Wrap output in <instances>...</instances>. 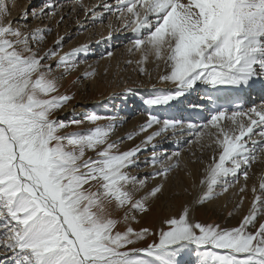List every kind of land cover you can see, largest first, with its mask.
<instances>
[{
    "label": "snow or ice",
    "instance_id": "obj_1",
    "mask_svg": "<svg viewBox=\"0 0 264 264\" xmlns=\"http://www.w3.org/2000/svg\"><path fill=\"white\" fill-rule=\"evenodd\" d=\"M96 7L115 15L134 34L129 52H142L145 61L153 55L157 66L164 64L159 80L172 87L155 89L143 100L149 107H172L199 85L220 92L223 86L241 88L264 79V0H116L115 6L105 0ZM88 12L101 18L94 9L86 8ZM8 14V5L0 0V249L13 254L8 264H179L180 255L190 249L198 264H264V222L256 226L264 216V179L259 189L252 187L251 208L237 227L193 222L185 206L178 217L164 221L158 242L138 248V242L156 233L137 231L129 223L138 222L131 213L147 212L148 201L162 193L161 183L137 198L148 181L167 179L179 166L178 159L169 163L179 151L158 155L152 144L169 130L173 137L186 130L195 137L189 143L207 135L218 150L200 181L206 190L196 203L227 192L240 176L247 181L248 169L264 152V103L247 109L218 105L203 124L149 114L139 132L153 125H161L159 130L121 152L122 140L110 142L115 116L85 112L83 119L75 114L69 120L53 119L74 98L59 94L60 81L77 68V54L87 46L59 56L55 69L62 72L57 76L46 61L58 56L63 38L41 55L33 45L43 43L51 29L25 31L28 12L21 26L6 21ZM44 14L43 8L32 12L34 19ZM48 15L55 16V10ZM100 120L109 123L98 124ZM84 123L93 127L61 134ZM149 144L152 156L144 164L158 170L133 175L138 153ZM246 190L245 183L239 191ZM121 210L118 219L113 213ZM121 223L124 231L118 230Z\"/></svg>",
    "mask_w": 264,
    "mask_h": 264
},
{
    "label": "rangeland",
    "instance_id": "obj_2",
    "mask_svg": "<svg viewBox=\"0 0 264 264\" xmlns=\"http://www.w3.org/2000/svg\"><path fill=\"white\" fill-rule=\"evenodd\" d=\"M95 1L96 0H36L35 3L27 7V4L30 3L31 0H15L13 8H8L9 14L5 19L6 21H13L14 26L24 25L25 20L22 17L23 13L27 11L28 16L25 31H32L37 27L51 29L50 32L45 33V40L43 43L33 45L34 49L38 50L41 55L49 48H53L57 39L63 38L62 47L60 48L58 56L46 61V63L53 65L54 74L57 76L62 72V68L55 69L59 56H62L66 52H70L74 48L87 46L86 52L77 54V68L60 81L61 86L59 94L72 95L74 98L62 110L54 113L53 119L58 117L57 119L60 120H69L73 117V114H75L76 118L83 119V114L85 112L96 113L104 117L115 116L117 117V127L110 137V142L122 140V142L119 143V151L122 152L141 144L143 141L142 136L144 137L148 132H139L142 126L139 124V119H144L145 114H128L131 113L130 111L135 110L130 103V99H133L132 97L134 96L129 93L133 92L137 94L138 90L145 87H147L146 89H150L149 87L157 88L160 85L158 84L160 83L159 77L163 75L162 71H164L165 67L162 62H159V66H157L158 62L153 55H149L148 59L145 61L143 60L142 52L135 50L132 52H129V50L126 51L125 47L128 42L124 44L118 43V36L122 35L121 31L123 32L125 30H121L120 25L122 23L115 18V15H112L110 20L109 16L108 18L106 17L101 23L102 28L99 27V24L87 22L86 19L90 16L88 14L91 13H85L86 8L83 7L84 2L92 6ZM102 2L103 1H100L99 3ZM46 4L52 5L53 8H45ZM42 8L45 14L39 19H34L32 12H39ZM93 9L95 10L96 8L93 7ZM52 10H55V16L48 15ZM61 17H63L62 21ZM16 22L19 23L17 24ZM109 25H111V28ZM106 37L109 38H107L108 44L106 42ZM105 46H110V52L113 57H108L107 54L109 52L100 55L99 50H104ZM128 61H132V63H128ZM141 68L144 69L143 73L140 70ZM91 72H94L95 75L86 76V73ZM126 89H132L134 91L127 92ZM121 98H129V100H121ZM123 101L127 102L123 103ZM98 103H103L105 106L104 110H98L100 106ZM84 107H89L90 109L84 112L81 110V108ZM64 110L69 114L65 117H60ZM97 123L104 125L109 123V121L100 120L97 121ZM90 127H93V125L88 123H84L80 126L73 125L64 129L61 134H64V132L82 131ZM129 134H133L134 138L131 140L122 139ZM182 137L183 136H178L176 139H178L179 142H185L182 140ZM173 140L175 139H167L164 141L165 150H168V146L172 147ZM209 144H211V147L208 146ZM174 150L180 153H186L185 155H188V158L192 150L193 153L196 151L198 154H193L194 157L192 156L189 162L187 161L188 166L181 164L179 160L180 157H178L179 166L168 173L162 193L148 201L149 210L143 213H131V215L136 217V221H138H129L134 229L139 231L140 229L147 228L152 233H156V235L147 236L145 240L138 242L135 247L144 248L154 241L158 242L159 231L161 229H166L164 221L172 217H178L185 206L191 208L196 198L202 194L200 181L205 175L204 173L201 174L202 170L200 168L204 163L207 162L209 164L211 162L208 157L211 150L215 152L218 151L215 144L212 143L207 135H205L199 143L192 142V144H189V142H185L183 147L177 149L175 146ZM142 154V152L138 153V159L140 161L139 167L131 169L133 175H138L140 177L152 173H146L147 165L143 163ZM87 155L94 156V153L89 152ZM259 158L264 162V154H262V152L258 153L256 160ZM195 169V178L194 175H188V173L195 172ZM260 171V165H251L248 169L249 179L246 183L252 187H257ZM242 177L243 176H240L239 181ZM151 182L152 179H150L146 187L137 194V198L152 189L153 183ZM236 185L237 183L227 191V202H223L220 199V195H217L212 200L197 204L196 219L199 223L205 225L215 224L219 225L221 228L239 226L240 221L248 214L254 197L249 201L248 206L243 205L242 207L240 200L234 199L236 196L235 193L238 192L235 187ZM251 189L249 190L250 192H252ZM221 191L222 189L220 187L216 189L217 193ZM156 203L159 204L158 207H156ZM229 213H232V215L230 216ZM113 215L119 219L123 216V210L114 212ZM191 219L194 221L192 214ZM262 222H264V216L258 217L256 226L258 227ZM125 228L126 225L124 223L118 225V230L120 231H124ZM183 254L185 260L182 259ZM187 254H190V256L188 257ZM12 255L11 252H4L0 249V261H4L5 264H8ZM197 258L195 251L190 249L180 255L179 264H196L198 263Z\"/></svg>",
    "mask_w": 264,
    "mask_h": 264
},
{
    "label": "bare ground",
    "instance_id": "obj_3",
    "mask_svg": "<svg viewBox=\"0 0 264 264\" xmlns=\"http://www.w3.org/2000/svg\"><path fill=\"white\" fill-rule=\"evenodd\" d=\"M100 1H103L102 3L105 2V0H96L93 3L92 6L91 5H88L86 2H84L83 7L84 8H87V9H93V7H95L96 9L94 11L101 13V18L100 19H94L92 13L90 12L91 14H88L90 16L86 20H87V22H90V23L99 24V27L102 28V24H101L102 21L106 17L108 18V16H109V20H110L112 14L111 13H108V12H105L104 9L101 8V7H96V6L100 5V4H102V3H99ZM107 3H109L112 6H115L116 5V0H107ZM115 18L117 19L116 16H115ZM120 26L119 27L121 28V30H124L123 29V25L121 24ZM121 34L122 35L118 36V38H117L118 39V43L119 44L120 43L121 44H124V43L128 42V43H126L127 45L125 47V50L127 51V50H129V48L132 47L131 40L134 38V34L130 30H128V31L125 30L123 32L121 31ZM111 37H113V36H111ZM107 38L108 37H106V42H107ZM107 52H110V46H105V49L104 50L101 49L100 50V55H104ZM111 57H113V56H111ZM162 72H163L162 74H165V68H164V71H162ZM257 82H259L261 84L258 85V84H256ZM158 84H160V85L157 88H155V87H149L150 89H146L147 87H145L143 89L138 90L137 94H134L133 92L132 93H129L130 95L134 96V97H132L133 99H130V103L133 105V108L135 110L130 111L131 113H128V114H138V115L139 114H142V113L145 114L144 119H141V118L139 119V124L140 125H144L147 122L148 117H149V114L154 115V116L158 117L161 120H163V119L178 120V121L183 122L185 125L187 123H189V122L196 123V124L206 123L207 120L210 118V115H211L210 113H208V111H210V109H208L207 107L204 108V106L210 100L208 98L209 95H211V96H220V94H222V93H228V92H231L232 93L234 91H237L240 94L243 93L244 96L246 97V99L244 98L243 101H242V106L241 107L243 109H247V108H250V107H252L254 105H260L261 103H264V94L261 93V92H259V88L261 87V85H264V79H257L254 83H251L249 86H243L241 88H233V87H230V86H223V88H222V90L220 92H215L214 90L208 89L204 85H199L196 90H194V91L191 92L193 94H196L197 93V96L198 97L194 98L193 95L190 93V97L187 96V97H189L187 100L192 101L193 104H195V105H199L198 108H199L200 114L197 113L196 111H193L194 110V108H193V110L190 113H187L185 116L183 114L182 115L183 117L180 116V117L168 118L167 115H169L171 113V111H172L171 108H166V106H164V107H160V106L149 107V106L145 105L143 103V101H142L141 105L139 104V100H140L141 97H143V96L146 97V98L149 97L151 94H153V92H154L155 89H170L172 87L170 84L163 83L161 81ZM249 87H251V89H249V93L246 94L245 93V91H246L245 89H248ZM240 89H244V91L243 90H240ZM132 91H134V90H132ZM183 99L184 98H180L178 100V102L183 101ZM121 100H129V98H121ZM98 105H100L98 107L99 108L98 110H104L105 106L103 105V103H98ZM200 106H203V109ZM89 109H90L89 107L81 108V110L84 111V112L85 111H88ZM68 114L69 113L66 110H64V111H62L60 117H65ZM160 127H161V125H153V127L150 128V130H148V132L144 135V137L142 136L143 140L148 135H150L152 132L159 130ZM178 136H183L182 137V140L185 141V142L194 141L195 140V137L189 135L186 130L184 132H182V133L178 131L177 134H176V137H173L171 130H169L167 133L163 134L162 136L156 137L154 139V141H153L152 144H155L156 145V152H157V154L158 155H164V156H170L174 152H176V150H174V149L170 150V147L169 146H168V150H165V148H164L165 145L163 143L167 139L168 140L173 139V138L175 139V140H173V143H172V147L171 148H173L175 146L177 147V149H179L180 147H183V145H184L185 142H179L178 139H176ZM152 144H149L147 146L146 150L142 151V153H143L142 154L143 155V157H142L143 158V163H144V161L146 159H150L151 156H152ZM124 146H126V145H124ZM195 153H196V151H195ZM195 153H193V150L190 151L189 158H188V155H185L186 153H180V156H179L180 159L179 160H180L181 164H185L186 166H188L187 161L189 162V159L192 156L194 157L193 154H195ZM214 153L218 155V151L215 152V151L211 150V152L209 153V156H208L209 157V160L212 161V157H213ZM196 154H198V153H196ZM262 154H264V152H262ZM176 161H177V158L176 157H173V160L172 161H169V163H173V162H176ZM251 165H255V166L256 165H260L261 166V171H260V174H259V181H257V189H259V184H260L261 180L264 179V162H262L261 161V158H259L258 160H256L255 162H253ZM207 166H208V163L207 162L202 165V167L200 168L202 170L201 174L204 173V175H206L205 169H206ZM157 170H158V168H152V167L147 166L146 173H150V172L153 173L154 171H157ZM189 174L191 176L194 175V178H195V176H196V169H195V172L188 173V175ZM229 179H231V178H229ZM164 182H165V179L162 178V177H157L156 179H152V182H151V183H153L152 184V188L155 187L158 184H161V183L164 186ZM246 182L247 181H245L244 178L242 177V179L239 181V183H237V185L235 186L237 188L238 192L235 193L236 196L234 197V199H239L240 200V203H241V197H243V203L241 205L242 207H243V205L248 206L249 201H251L253 199V197H254V195H252V192L249 191L252 188V186L249 185ZM245 183L247 184V190H246V192L241 193L239 191V189H240L241 186L245 185ZM205 190H206V186H202L201 185V193H203ZM200 195L196 198V201L198 200V198L200 197ZM220 199L223 202H227L228 201V194H227V192H224L222 195H220ZM196 201L191 206L190 209H191V214H192L193 220L195 222H199L196 219V208L198 207L197 206L198 203H196ZM158 206H159V204L156 203V207H158ZM239 213H240V211H239ZM187 256L189 257L190 254H187ZM182 259L185 260L184 254L182 256ZM196 264H198V263H196Z\"/></svg>",
    "mask_w": 264,
    "mask_h": 264
},
{
    "label": "built area",
    "instance_id": "obj_4",
    "mask_svg": "<svg viewBox=\"0 0 264 264\" xmlns=\"http://www.w3.org/2000/svg\"><path fill=\"white\" fill-rule=\"evenodd\" d=\"M7 4H10L12 2V0H6Z\"/></svg>",
    "mask_w": 264,
    "mask_h": 264
}]
</instances>
